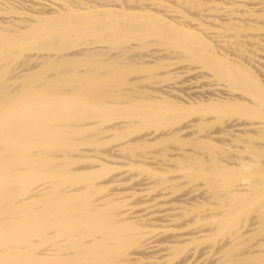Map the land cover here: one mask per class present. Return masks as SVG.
Masks as SVG:
<instances>
[{
	"label": "bare ground",
	"instance_id": "bare-ground-1",
	"mask_svg": "<svg viewBox=\"0 0 264 264\" xmlns=\"http://www.w3.org/2000/svg\"><path fill=\"white\" fill-rule=\"evenodd\" d=\"M0 264H264V0H0Z\"/></svg>",
	"mask_w": 264,
	"mask_h": 264
}]
</instances>
